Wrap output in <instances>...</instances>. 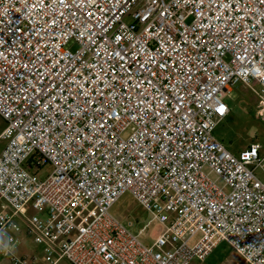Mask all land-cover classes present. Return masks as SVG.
I'll return each mask as SVG.
<instances>
[{"label":"built area","instance_id":"1","mask_svg":"<svg viewBox=\"0 0 264 264\" xmlns=\"http://www.w3.org/2000/svg\"><path fill=\"white\" fill-rule=\"evenodd\" d=\"M240 84L264 115V0H0L2 257L24 231L46 264H264V148L216 135Z\"/></svg>","mask_w":264,"mask_h":264},{"label":"rangeland","instance_id":"2","mask_svg":"<svg viewBox=\"0 0 264 264\" xmlns=\"http://www.w3.org/2000/svg\"><path fill=\"white\" fill-rule=\"evenodd\" d=\"M226 102L233 109V112L232 115L230 114V119H227L225 123L218 127L216 132L218 138L233 153L243 150L252 143H260L264 148V115H260L258 112L259 101L256 94L246 86L240 84L233 88V91L227 96ZM4 128L5 123L0 117V134ZM52 170L53 167L51 165L45 166L41 171L40 177L45 178ZM256 174L264 181V175L261 171H256ZM112 212L118 215L132 232L136 234L151 219V214L139 206L130 195L123 197L113 208ZM15 236L18 241L16 239L12 242L6 240L4 245L9 246L10 243L16 242L17 247L24 249L30 255H38V259L34 262L29 259L30 264H46L39 252V246L34 242L33 237L26 236L24 231L18 232ZM219 246L207 261L204 263L195 262L194 264H239L241 262L240 257L227 243H222ZM0 264H10V262L8 258L2 257V254H0ZM58 264L70 263L62 260Z\"/></svg>","mask_w":264,"mask_h":264},{"label":"crops","instance_id":"3","mask_svg":"<svg viewBox=\"0 0 264 264\" xmlns=\"http://www.w3.org/2000/svg\"><path fill=\"white\" fill-rule=\"evenodd\" d=\"M232 112H233V109H231V112H230L231 115H232ZM230 114H229V116L226 118V120H227V119H230V116H231ZM226 120H225L223 123H225ZM223 123H222V124H223ZM222 124H221V125H222ZM219 127H220V126H219ZM4 144H5V143H4L3 141H0V150L3 148ZM248 146H249V145H248ZM248 146H247V147H248ZM247 147H245L244 149H246ZM244 149H243V150H244ZM241 151H242V150L237 151V153H239V152H241ZM237 153H235V154H237ZM17 253H18L19 255H21V256H27L28 259H32V258H33V256L30 255V253H28V252L25 251L24 249H20V248L17 249Z\"/></svg>","mask_w":264,"mask_h":264},{"label":"snow or ice","instance_id":"4","mask_svg":"<svg viewBox=\"0 0 264 264\" xmlns=\"http://www.w3.org/2000/svg\"><path fill=\"white\" fill-rule=\"evenodd\" d=\"M223 109H221V111H222Z\"/></svg>","mask_w":264,"mask_h":264}]
</instances>
